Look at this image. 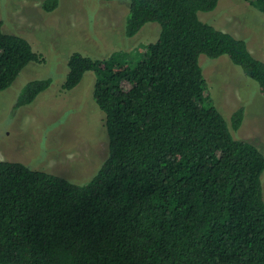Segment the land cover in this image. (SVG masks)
Returning <instances> with one entry per match:
<instances>
[{
	"label": "trees",
	"instance_id": "trees-1",
	"mask_svg": "<svg viewBox=\"0 0 264 264\" xmlns=\"http://www.w3.org/2000/svg\"><path fill=\"white\" fill-rule=\"evenodd\" d=\"M219 1L130 0L127 35L158 22L155 42L137 55H71L63 88L96 72L107 156L82 184L0 160V264H264V154L234 137L199 59L228 55L263 94L264 60L200 18ZM250 1L264 12V0ZM58 4L43 1L47 11ZM38 58L0 21V92ZM50 85L31 80L20 104ZM243 116L234 112L233 129Z\"/></svg>",
	"mask_w": 264,
	"mask_h": 264
},
{
	"label": "rangeland",
	"instance_id": "rangeland-1",
	"mask_svg": "<svg viewBox=\"0 0 264 264\" xmlns=\"http://www.w3.org/2000/svg\"><path fill=\"white\" fill-rule=\"evenodd\" d=\"M43 1L0 0L4 31L25 37L39 55L0 92V160L19 161L82 184L105 161L109 138L105 114L94 98L96 72L87 71L72 89L63 88L69 59L74 52L97 59L117 51L140 54L142 46L159 38L161 26L148 22L128 36L130 0H59L53 11L45 10ZM199 15L244 38L252 54L264 60V12L250 0H220L214 10ZM199 60L212 101L234 137L254 143L264 154V94L258 82L228 55L201 54ZM34 79H50L51 85L31 103L20 104L21 93ZM240 107L242 124L233 129L232 116ZM262 186L264 194V172Z\"/></svg>",
	"mask_w": 264,
	"mask_h": 264
},
{
	"label": "crops",
	"instance_id": "crops-1",
	"mask_svg": "<svg viewBox=\"0 0 264 264\" xmlns=\"http://www.w3.org/2000/svg\"><path fill=\"white\" fill-rule=\"evenodd\" d=\"M217 28H219V29H220L221 27H217ZM221 30H222V29H221ZM223 30H224V31H227V30H225V29H223Z\"/></svg>",
	"mask_w": 264,
	"mask_h": 264
}]
</instances>
